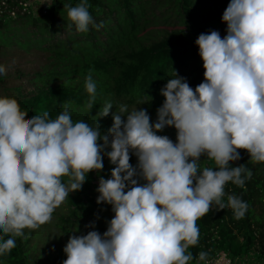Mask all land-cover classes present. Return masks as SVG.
I'll return each mask as SVG.
<instances>
[{
	"label": "clouds",
	"instance_id": "clouds-1",
	"mask_svg": "<svg viewBox=\"0 0 264 264\" xmlns=\"http://www.w3.org/2000/svg\"><path fill=\"white\" fill-rule=\"evenodd\" d=\"M90 7L89 0L65 3L67 29L102 27ZM222 20L227 35L212 30L195 41L204 81L193 90L174 70L160 90L165 100L153 123L146 109L120 105L102 132L97 121L109 115L111 102L95 125L73 121L67 104L54 119L45 111L25 122L18 101L0 96V257L16 247L15 237L27 239L25 229L49 223L90 172L103 170L107 156L115 167L111 178H99L97 203L111 205L114 216L103 234L70 236L63 264H190L196 258L208 264L207 252L194 257L188 251L199 243L197 221L214 205L244 218L249 204L236 195L225 203V186L243 188L252 171L232 162L244 149L250 162L264 163V0H230ZM7 70L0 64V76ZM85 89L92 109L97 85L91 72ZM173 126L177 142L158 135ZM202 156L215 168L202 166ZM85 227L94 229L95 221Z\"/></svg>",
	"mask_w": 264,
	"mask_h": 264
},
{
	"label": "trees",
	"instance_id": "trees-1",
	"mask_svg": "<svg viewBox=\"0 0 264 264\" xmlns=\"http://www.w3.org/2000/svg\"><path fill=\"white\" fill-rule=\"evenodd\" d=\"M65 3L75 6L79 0H53L39 14L29 10L11 15L0 5V64L8 69L0 76V96L18 101L26 113L25 122L45 111L54 119L63 104L69 105L73 121L84 120L90 125H95L105 102L114 106L109 115L120 105L131 103L146 104L157 112L165 100L160 90L174 78L175 71L195 90L205 79L195 41L212 30L219 31L223 38L226 23L222 17L230 0H89L90 14L97 25L103 22V26L97 29L90 25L86 33L74 27L67 29ZM37 51L41 52L38 62L42 61L44 67L26 73L19 70V64H13L20 59L34 63L28 55ZM89 72L97 85L92 109L85 89ZM26 79L36 81L37 88L24 93L22 82ZM15 81L20 83L14 85ZM238 151L242 158L232 166L245 165L252 177L243 188L226 184L224 202L228 195H236L249 204V210L244 218L236 219L231 208L218 210L214 205L197 221L199 243L188 249L194 257L204 251L208 258L227 252L240 259L256 246L264 257V163H252L247 150ZM201 161L215 168L206 157L202 156ZM137 162L130 153V164L135 166ZM103 164V170L90 172L82 186L88 204L83 203L82 194L70 199L74 210L86 206L84 209L95 220V228L91 229L101 234L114 213L111 205L94 203L88 192L94 189V174L111 178L115 165L109 159H103ZM256 208L262 210L261 214ZM14 239L16 247L0 257V264H29L25 239ZM198 261L196 258L191 262Z\"/></svg>",
	"mask_w": 264,
	"mask_h": 264
},
{
	"label": "rangeland",
	"instance_id": "rangeland-1",
	"mask_svg": "<svg viewBox=\"0 0 264 264\" xmlns=\"http://www.w3.org/2000/svg\"><path fill=\"white\" fill-rule=\"evenodd\" d=\"M52 1L53 0H0V5L3 6V11L9 12L11 15L18 13L23 14L29 10H31L33 13L39 14L41 9H47L51 5ZM225 27L227 28V24ZM21 33H24V30H22ZM225 33H227L226 30ZM28 56L31 60H35L34 63L27 64L26 61L24 62L23 59H20L19 61H14L13 64H19V70H25L26 73H32L35 70L44 67L45 64L42 61L38 62V58L41 57V52H32ZM19 83L20 82L15 81L14 85ZM22 85L24 93H28L29 91L35 90L37 88L36 81L31 79H26L22 82ZM123 105H127L129 112L137 108L146 109L150 116V123H153L157 120V112H155L152 107L147 106L146 104L131 103ZM115 112L116 109H114L112 114L109 116L99 118L100 120L97 121L102 132L107 133L108 129H110L113 125V113ZM122 118L126 119V117ZM102 126L107 128V132ZM158 134L167 135L174 143L177 142V130L174 128V126L166 127ZM100 143H103V141H100ZM105 159H108V157L105 156L104 160ZM201 164L204 166L202 161ZM94 176L96 177L93 181L94 189L89 190L88 195L89 198L93 199L95 203L99 195L96 189L99 186L100 177H98L96 174H94ZM83 190L81 188L78 191L70 193L69 197L62 203V205L54 211L52 220L49 223L40 226L36 230L25 229V233L27 235V239H25V248L29 257V264H63V262L67 259L63 249L67 245L70 236L86 235L87 232L92 231L91 228L85 227L86 225H89L91 222L95 221L94 217L89 215L84 209L86 206H80L78 209L74 210V206L70 204V199L74 196H77L78 194H82ZM82 200L84 204H88L89 200L83 194ZM256 212L261 214L262 210L256 208ZM259 252L260 247L256 246L255 249H251L249 255H245L247 258L244 260L239 259L238 264H264V257H261ZM190 264L200 263L190 262Z\"/></svg>",
	"mask_w": 264,
	"mask_h": 264
},
{
	"label": "built area",
	"instance_id": "built-area-1",
	"mask_svg": "<svg viewBox=\"0 0 264 264\" xmlns=\"http://www.w3.org/2000/svg\"><path fill=\"white\" fill-rule=\"evenodd\" d=\"M247 256H244L240 259H245ZM239 258H233L227 252H221L217 255L208 258V264H238ZM199 262V261H198ZM203 264V262H200Z\"/></svg>",
	"mask_w": 264,
	"mask_h": 264
},
{
	"label": "crops",
	"instance_id": "crops-1",
	"mask_svg": "<svg viewBox=\"0 0 264 264\" xmlns=\"http://www.w3.org/2000/svg\"><path fill=\"white\" fill-rule=\"evenodd\" d=\"M195 263H200V262H195ZM200 264H202V263H200Z\"/></svg>",
	"mask_w": 264,
	"mask_h": 264
},
{
	"label": "water",
	"instance_id": "water-1",
	"mask_svg": "<svg viewBox=\"0 0 264 264\" xmlns=\"http://www.w3.org/2000/svg\"><path fill=\"white\" fill-rule=\"evenodd\" d=\"M225 35H227V33H225ZM225 35H223V37H224Z\"/></svg>",
	"mask_w": 264,
	"mask_h": 264
}]
</instances>
